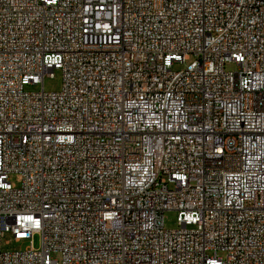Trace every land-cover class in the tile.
I'll list each match as a JSON object with an SVG mask.
<instances>
[{"label": "built area", "instance_id": "1", "mask_svg": "<svg viewBox=\"0 0 264 264\" xmlns=\"http://www.w3.org/2000/svg\"><path fill=\"white\" fill-rule=\"evenodd\" d=\"M0 264H264V0H0Z\"/></svg>", "mask_w": 264, "mask_h": 264}, {"label": "rangeland", "instance_id": "2", "mask_svg": "<svg viewBox=\"0 0 264 264\" xmlns=\"http://www.w3.org/2000/svg\"><path fill=\"white\" fill-rule=\"evenodd\" d=\"M188 63L175 64L174 69L180 70L186 67ZM228 70H236V66L234 64H228L226 66ZM41 84L38 86H27V90L36 91L41 90ZM62 87V72L60 70L54 71V76H46L44 78V90L47 92H57ZM10 182L14 187H20L22 182V177L20 174H12L10 176ZM165 227L167 229H176L178 228L177 222V213L175 211H167L164 214ZM2 250L4 252H15V251H23L28 246H30V241L25 242H16L11 233H4L1 240ZM33 244L36 249L41 247V238L38 234H36L33 238ZM52 258L60 259V254L53 252L51 254Z\"/></svg>", "mask_w": 264, "mask_h": 264}]
</instances>
